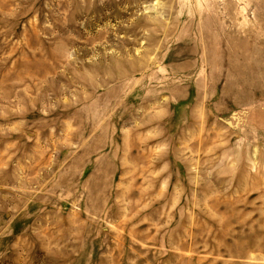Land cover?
I'll use <instances>...</instances> for the list:
<instances>
[{"label":"rangeland","instance_id":"rangeland-1","mask_svg":"<svg viewBox=\"0 0 264 264\" xmlns=\"http://www.w3.org/2000/svg\"><path fill=\"white\" fill-rule=\"evenodd\" d=\"M0 264H264V0H0Z\"/></svg>","mask_w":264,"mask_h":264}]
</instances>
